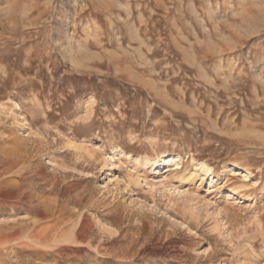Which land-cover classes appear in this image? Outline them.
I'll list each match as a JSON object with an SVG mask.
<instances>
[{"label": "rangeland", "instance_id": "1", "mask_svg": "<svg viewBox=\"0 0 264 264\" xmlns=\"http://www.w3.org/2000/svg\"><path fill=\"white\" fill-rule=\"evenodd\" d=\"M10 1L0 264H264V0Z\"/></svg>", "mask_w": 264, "mask_h": 264}, {"label": "bare ground", "instance_id": "2", "mask_svg": "<svg viewBox=\"0 0 264 264\" xmlns=\"http://www.w3.org/2000/svg\"><path fill=\"white\" fill-rule=\"evenodd\" d=\"M10 1V0H9ZM10 3H11V1H10ZM10 6V5H9ZM8 7V6H7ZM28 37V36H27ZM17 84V83H16ZM164 97V96H163ZM168 100V99H167ZM175 104H177V103H175ZM179 104V103H178ZM5 130V129H4ZM9 131V130H8ZM16 135V134H15ZM15 138V137H14ZM18 138V137H17ZM30 139H31V137H30ZM33 139V138H32ZM11 141H13L12 139H11ZM10 142V141H9ZM22 142V141H21ZM34 142V141H33ZM5 143V142H4ZM37 143V142H36ZM10 144V143H9ZM12 144V143H11ZM23 144L24 143H18V142H15V140H14V143H13V152H14V155H13V157H12V160H13V164L14 163H18V162H16V160L17 161H20L19 159H22V156H23V152L25 151V146H23ZM30 144V143H29ZM6 146V145H5ZM7 146H9V145H7ZM33 146V145H32ZM38 146V145H37ZM27 148V147H26ZM35 148V147H34ZM7 150V149H6ZM12 150V149H11ZM27 150V149H26ZM9 152H11V151H9ZM27 152V151H26ZM7 153H8V151H7ZM12 155V154H11ZM34 157V156H33ZM11 158V157H10ZM24 158V157H23ZM26 159V158H25ZM24 160V159H23ZM176 161V160H175ZM3 162H4V160H3ZM12 163L10 164V166L9 167H7L8 169V171H10V169H12L15 165H13ZM7 171V172H8ZM13 170H11V172H12ZM10 173V172H9ZM249 173V172H248ZM5 174V173H4ZM12 176V175H11ZM2 178V177H1ZM5 178V177H4ZM5 182H7V181H5ZM10 183H11V181H10ZM8 184H9V182H8ZM17 188V187H16ZM50 189V188H49ZM42 192V191H41ZM44 192V191H43ZM32 195V194H31ZM47 207H49L48 205H47ZM32 211V210H31ZM12 212V211H11ZM32 214V213H31ZM36 225V224H35ZM47 225V224H46ZM49 225V224H48ZM47 225V226H48ZM7 226V225H6ZM26 226V225H25ZM40 228V227H39ZM11 229V228H10ZM19 229V228H18ZM21 229V228H20ZM13 230H14V228H13ZM62 231V230H61ZM2 232H5V231H3L2 230ZM41 232V231H40ZM59 233V232H58ZM23 235V234H22ZM56 235H57V233H56ZM62 235V234H61ZM38 236V235H37ZM60 236V235H59ZM63 236V235H62ZM45 237V236H44ZM38 238V237H37ZM11 240V239H10ZM10 240H8V241H10ZM17 240V239H16ZM38 240V239H37ZM42 240V239H41ZM58 240V239H57ZM19 241V240H18ZM7 241L6 240H4V239H2V240H0V246H2V245H4L5 243H6ZM23 242V241H22ZM44 242V241H43ZM29 243V242H28ZM9 244V243H8ZM9 249V248H8ZM2 249H0V251H1ZM5 252V251H4ZM6 253V252H5ZM9 254V253H8ZM1 255V254H0ZM51 257V256H50ZM47 258V257H46ZM45 260V259H44ZM32 264V263H31Z\"/></svg>", "mask_w": 264, "mask_h": 264}]
</instances>
